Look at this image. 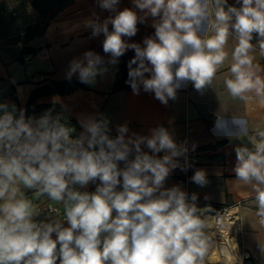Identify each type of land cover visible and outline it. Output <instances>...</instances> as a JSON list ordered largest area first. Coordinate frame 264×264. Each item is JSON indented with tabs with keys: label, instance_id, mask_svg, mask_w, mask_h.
I'll return each mask as SVG.
<instances>
[{
	"label": "clouds",
	"instance_id": "1",
	"mask_svg": "<svg viewBox=\"0 0 264 264\" xmlns=\"http://www.w3.org/2000/svg\"><path fill=\"white\" fill-rule=\"evenodd\" d=\"M96 3L113 15L101 22L94 12L84 27L92 36L103 33L108 64H116L128 49L135 51L126 81L133 94L143 85L167 105L188 82L203 92L229 59L231 37L224 87L234 99L264 105V76L252 55L255 39L264 57V0H132L133 7L123 10H118L120 0ZM148 17L155 34L144 38L143 47L122 39L135 36L138 23ZM107 70L102 56L87 51L71 61L66 78L78 73L81 83L93 85ZM52 112L27 116L15 104L0 103V264H205L209 232L222 222L205 214L209 205L197 206V194L189 198L179 185L165 187L174 169L191 167L186 142L178 145L163 126L151 129L150 136L126 137L127 125H118L112 138L102 114L81 118L84 131L74 135L67 119ZM247 123L218 117L213 131L241 138L248 136ZM249 140L251 150L235 148L234 173L251 186L255 215L264 226V130ZM97 180L94 192L81 191ZM191 180L201 187L209 183L203 169ZM26 190H33L31 198ZM44 195L62 204V219L36 220L33 201ZM52 211L59 215V209Z\"/></svg>",
	"mask_w": 264,
	"mask_h": 264
},
{
	"label": "crops",
	"instance_id": "2",
	"mask_svg": "<svg viewBox=\"0 0 264 264\" xmlns=\"http://www.w3.org/2000/svg\"><path fill=\"white\" fill-rule=\"evenodd\" d=\"M2 1L5 0H0V3ZM6 1L9 4L13 3L11 0ZM229 3L234 4L235 0H229ZM125 7L132 8V0H120L118 10ZM134 10L138 15H142L138 9ZM94 12L100 17L101 22L109 15H113L101 9L96 0H74L50 20L44 34L30 40L28 45L37 52L27 55L25 61H20L22 54L20 43L0 42V103L15 104L18 109L26 110L34 89L41 86L60 89L67 87L69 81L66 78L67 71L73 59L82 58L87 51L99 54L103 57L108 70L103 75H98L93 85H79L66 93H44L37 98V102L59 103L65 107L73 119V127L79 134L84 131L79 122L81 118L100 119L102 114L109 120V135L112 138L118 135V125H127L126 137L132 136L133 133L150 136L151 129L163 126L176 143L188 138L189 162L195 170H205L209 183L201 187L191 180L192 176L187 177V182L182 183L173 170L165 181V187L179 185L189 194V198L195 193L198 197L197 202L205 205H231L242 202L236 228L241 252L250 263L264 264V226L260 225L259 217L255 215L257 208L254 193L250 185L237 181L234 173L235 148L249 147L251 150L249 137L255 135L257 129L264 130V105L256 99L248 103L238 98L234 99L224 87V78L226 76L230 78L231 50L234 46L232 38H229L226 47L229 59L218 70L212 85L199 92L192 82H188L177 89L176 99H169L165 105L155 98L154 92H145L143 85H140L139 94L136 95L126 83L128 62L135 56L133 49H128L117 59L116 64L107 63L110 56L103 52L105 39L103 33L92 36V29L84 27L83 24L85 20L93 18ZM137 28L135 36L122 39L143 47L144 38L155 34L152 18L148 17L144 24L138 23ZM109 30H112L111 24ZM252 43L255 46L252 53L255 57L254 63L261 66V75L264 76V57L259 55L255 39ZM72 78L78 79V73L73 74ZM218 117L246 120L248 136L229 139L216 135L213 130ZM141 147L143 151L151 154L146 145ZM159 155L162 156L163 153ZM120 166L123 167V163ZM98 183V180L95 184L90 182L81 191L94 192ZM32 194L33 190H26L29 198ZM33 203L39 209L36 220L63 218L62 204L50 202L47 195L34 200ZM47 203L56 205L61 211L59 215L47 214L42 209ZM63 224L65 227L68 226L66 220Z\"/></svg>",
	"mask_w": 264,
	"mask_h": 264
},
{
	"label": "trees",
	"instance_id": "3",
	"mask_svg": "<svg viewBox=\"0 0 264 264\" xmlns=\"http://www.w3.org/2000/svg\"><path fill=\"white\" fill-rule=\"evenodd\" d=\"M0 3V42L4 44L22 45L20 61H25L26 56L37 52L28 43L36 36L45 33L51 19L60 11L70 5L74 0H11ZM34 12V18L29 13ZM19 19H24L20 20ZM16 21H19L16 23ZM65 88H53L41 86L32 91L26 105V115L39 117L48 109H53L52 115L62 114L67 119L68 126L73 127V119L67 109L59 103H38L37 98L44 93L61 92L66 93L74 90L77 86L83 85L79 79L72 78L67 81ZM64 122V119H62ZM252 264V263H251Z\"/></svg>",
	"mask_w": 264,
	"mask_h": 264
},
{
	"label": "built area",
	"instance_id": "4",
	"mask_svg": "<svg viewBox=\"0 0 264 264\" xmlns=\"http://www.w3.org/2000/svg\"><path fill=\"white\" fill-rule=\"evenodd\" d=\"M74 135H79V133L75 132ZM185 142H186V147L188 148V138H184V139L178 141L177 144L179 145V144H183ZM186 155L188 157V161L187 162L190 164V162H189V157H190L189 148H188V152H187ZM178 160H179V162L181 164L185 163L184 157H179ZM195 171L196 170L192 166L189 167L187 169V171L181 170L180 167H177L176 169H174V173H175L176 177H178V179L182 183L187 182L186 178L189 177V176H193ZM197 204H198V207L201 208V209L205 208V206H206L205 204H202L200 202L199 203L197 202ZM241 204H242V202L234 203V204H231V205H223V204H210L209 205L210 208L206 211L205 214L210 219L219 220V221L222 222V227L214 225L213 228L211 229V231H215L216 232V235H215V237L212 238V240L215 241L216 240V236L219 238L220 241L223 240V238H222V232L223 231L222 230L229 229L231 237L235 236V238L239 242V239L236 236V234H233V229H234V226L237 224V222L240 219V206H241ZM53 208L59 209L56 205L51 204V203H47V204L42 206V209L47 214H57V212L52 211ZM60 212L61 211L59 209V213ZM40 220H43L45 222H49L48 219H39L37 221H40ZM210 232H209V236H211ZM236 252L239 254V255L237 254V256L242 258V261L247 260L243 256V254L241 252L240 243H239V245L237 247V251ZM249 264H251V263L249 262Z\"/></svg>",
	"mask_w": 264,
	"mask_h": 264
},
{
	"label": "bare ground",
	"instance_id": "5",
	"mask_svg": "<svg viewBox=\"0 0 264 264\" xmlns=\"http://www.w3.org/2000/svg\"><path fill=\"white\" fill-rule=\"evenodd\" d=\"M222 231L223 240L221 241L217 236L215 241L212 240L216 232H210L211 246L205 258V264H240L242 258L238 257L236 252L239 245L238 240L235 236L231 237L229 229ZM224 250L227 251V255L224 254Z\"/></svg>",
	"mask_w": 264,
	"mask_h": 264
},
{
	"label": "rangeland",
	"instance_id": "6",
	"mask_svg": "<svg viewBox=\"0 0 264 264\" xmlns=\"http://www.w3.org/2000/svg\"><path fill=\"white\" fill-rule=\"evenodd\" d=\"M10 5H12V3H10ZM29 16L31 17V18H34V12L33 11H31L30 13H29ZM20 20H24V19H19V21ZM19 21H16V23H18ZM238 227V224H236L235 226H234V229H233V234H236V228ZM249 264V261L248 260H245V261H243V264Z\"/></svg>",
	"mask_w": 264,
	"mask_h": 264
}]
</instances>
